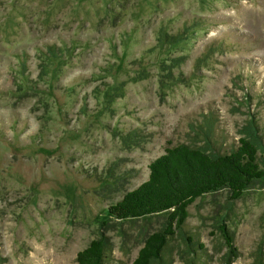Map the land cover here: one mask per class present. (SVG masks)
Masks as SVG:
<instances>
[{
  "label": "rangeland",
  "instance_id": "374dc122",
  "mask_svg": "<svg viewBox=\"0 0 264 264\" xmlns=\"http://www.w3.org/2000/svg\"><path fill=\"white\" fill-rule=\"evenodd\" d=\"M206 123L211 150L250 140L264 171V0H0V264H77L103 237L106 264H132L169 212L108 207L167 148L206 149ZM188 212L165 264H225L222 224L231 264H264V177Z\"/></svg>",
  "mask_w": 264,
  "mask_h": 264
},
{
  "label": "trees",
  "instance_id": "16d2710c",
  "mask_svg": "<svg viewBox=\"0 0 264 264\" xmlns=\"http://www.w3.org/2000/svg\"><path fill=\"white\" fill-rule=\"evenodd\" d=\"M189 27L163 35V41L175 44L186 39ZM199 137L207 148L189 144L167 148L165 153L149 165V177L136 189L127 192L121 200L108 207V214L117 220L140 219L169 212L162 229L150 234L132 264H165L164 256L170 240L181 234L187 247L193 239L185 235L189 207L200 197L226 189L229 200H238L255 181L264 177L258 150L254 143L239 139V145L229 153L211 150L214 136L212 123L200 126ZM203 136V137H202ZM228 248L231 264L237 257L234 237L226 224L219 227ZM202 248V246L200 247ZM106 238L95 239L76 256L77 264H106ZM192 251L189 264H203ZM196 256V257H195Z\"/></svg>",
  "mask_w": 264,
  "mask_h": 264
}]
</instances>
